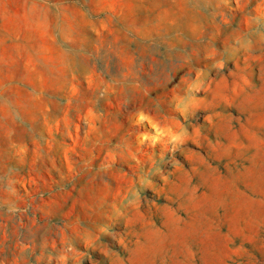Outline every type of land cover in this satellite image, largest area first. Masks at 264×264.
Masks as SVG:
<instances>
[{
  "label": "rangeland",
  "instance_id": "obj_1",
  "mask_svg": "<svg viewBox=\"0 0 264 264\" xmlns=\"http://www.w3.org/2000/svg\"><path fill=\"white\" fill-rule=\"evenodd\" d=\"M0 264H264V0H0Z\"/></svg>",
  "mask_w": 264,
  "mask_h": 264
},
{
  "label": "crops",
  "instance_id": "obj_2",
  "mask_svg": "<svg viewBox=\"0 0 264 264\" xmlns=\"http://www.w3.org/2000/svg\"><path fill=\"white\" fill-rule=\"evenodd\" d=\"M3 16H4V17H6V16H7V14H6V13H4V14H3Z\"/></svg>",
  "mask_w": 264,
  "mask_h": 264
}]
</instances>
